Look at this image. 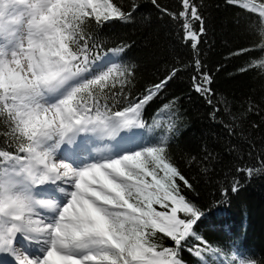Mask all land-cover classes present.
Returning a JSON list of instances; mask_svg holds the SVG:
<instances>
[{
	"label": "snow or ice",
	"instance_id": "snow-or-ice-1",
	"mask_svg": "<svg viewBox=\"0 0 264 264\" xmlns=\"http://www.w3.org/2000/svg\"><path fill=\"white\" fill-rule=\"evenodd\" d=\"M230 2L259 14L248 19V31L254 42L264 41V0ZM182 4L178 15H168L184 18L199 76L192 77L193 89L212 104V77L199 71L204 21L191 0ZM139 7L137 0L126 7L114 0H0V264H184L178 257L189 238L201 239L194 226L204 213L176 182L195 191L166 143L121 145L107 155L85 151L87 141L120 144L122 131L144 128L143 110L176 75L173 70L129 100L125 88L134 87L135 69L121 63L126 46L110 56L94 52L89 23H133ZM193 21L200 22L199 34ZM257 66L264 69V59ZM121 97L127 106L116 110ZM259 163L264 171V159ZM157 233L174 247L158 250L151 240ZM203 243L195 249L202 261L204 251H219ZM227 264L256 262L234 252Z\"/></svg>",
	"mask_w": 264,
	"mask_h": 264
},
{
	"label": "trees",
	"instance_id": "trees-1",
	"mask_svg": "<svg viewBox=\"0 0 264 264\" xmlns=\"http://www.w3.org/2000/svg\"><path fill=\"white\" fill-rule=\"evenodd\" d=\"M114 2L126 7L130 0ZM137 3L140 7L133 23L111 20L97 25L91 21L86 31L92 38L89 42L97 44L94 52L100 57L126 46L120 53L121 63L135 69L134 87L130 92L125 88L129 100L176 70L166 90L143 110L145 127L132 129L130 145L166 143L170 159L194 186L195 191L188 190L177 178L188 198L204 213L194 226L201 239L189 238L178 258L184 264H227L234 252H242L256 264H264V171L259 163L264 159V69L257 66L264 59V41L254 42L247 25L249 18L255 22L259 14L230 0H191L204 21L205 32L197 49L203 65L199 71L212 77L214 96L209 104L193 89L192 77L197 69L193 41L185 40L184 18L177 20L168 15L184 10L182 0H157L166 12L151 0ZM192 23L199 34L200 22ZM118 89L119 84L114 91ZM120 99L116 110L127 106L123 97ZM214 108L220 109L216 119L211 115ZM225 125L231 127V135ZM3 132L4 126L0 125V140ZM121 145L131 148L117 144L115 151ZM245 166L252 169L251 173L237 171ZM233 184L238 191H231ZM151 240L158 250L174 247V242L162 233ZM203 241L219 251H204L202 261L195 249L205 248Z\"/></svg>",
	"mask_w": 264,
	"mask_h": 264
},
{
	"label": "bare ground",
	"instance_id": "bare-ground-1",
	"mask_svg": "<svg viewBox=\"0 0 264 264\" xmlns=\"http://www.w3.org/2000/svg\"><path fill=\"white\" fill-rule=\"evenodd\" d=\"M105 140L103 142H96V143H93L92 141H87L85 151H87L88 148H98L100 149V154L105 155L109 151L108 148L109 142H106ZM30 250H34V249H30Z\"/></svg>",
	"mask_w": 264,
	"mask_h": 264
},
{
	"label": "rangeland",
	"instance_id": "rangeland-1",
	"mask_svg": "<svg viewBox=\"0 0 264 264\" xmlns=\"http://www.w3.org/2000/svg\"><path fill=\"white\" fill-rule=\"evenodd\" d=\"M132 131V129H126V130H124V131H122L120 134H119V136L118 137H120V135H123V134H127V133H130ZM117 137V138H118ZM106 142H109L108 144H109V151H108V153H106L105 155H107V154H110V153H112V152H115V146L117 145L114 141H111V140H108V139H106L105 140ZM157 210L159 211V210H161L160 208H157Z\"/></svg>",
	"mask_w": 264,
	"mask_h": 264
}]
</instances>
